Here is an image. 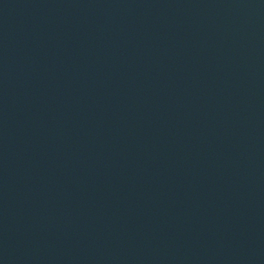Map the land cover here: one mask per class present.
Masks as SVG:
<instances>
[{
    "label": "water",
    "instance_id": "obj_1",
    "mask_svg": "<svg viewBox=\"0 0 264 264\" xmlns=\"http://www.w3.org/2000/svg\"><path fill=\"white\" fill-rule=\"evenodd\" d=\"M0 264H264V0H0Z\"/></svg>",
    "mask_w": 264,
    "mask_h": 264
}]
</instances>
